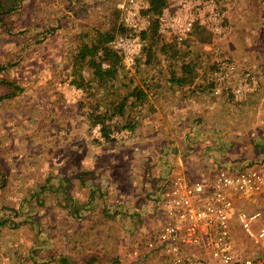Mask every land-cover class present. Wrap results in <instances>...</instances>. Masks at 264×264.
<instances>
[{
  "label": "rangeland",
  "instance_id": "374dc122",
  "mask_svg": "<svg viewBox=\"0 0 264 264\" xmlns=\"http://www.w3.org/2000/svg\"><path fill=\"white\" fill-rule=\"evenodd\" d=\"M125 1L87 0L83 7L71 0H22L11 18L4 15L5 20L0 19V80L13 84L7 86L8 94L16 92L0 100V264H64L63 258L72 264H120L128 251L143 249L144 238L152 228L161 226L163 219L143 215L138 210L142 205L132 200L122 204L119 197V187L130 191L131 181L141 179L138 171L143 157L139 152L143 147L155 150L157 145L160 149L171 145L174 156L185 146L186 160L199 164L203 160L199 152L204 148L232 153L233 144H240L242 154L232 156V161L221 164L218 171L224 165L248 160L252 153L258 155L255 159L264 153V121H255V115L264 113V109L256 106V99L250 101L261 89L264 72L259 63L264 50V38L260 37L264 34V0H214L225 15L226 33L216 39L210 31V44L196 43L191 36L179 43L161 32L159 37L145 38L150 27L141 35L143 50L161 38L153 46L154 61L164 69L160 81L170 75V67H180L182 61L194 63L208 88L202 95L214 104L213 116L205 119L207 109L199 100L191 102L189 119L177 123L185 131L177 139L165 138L156 144L149 137L153 126H148V120L135 132L123 130L115 141L92 137L87 117L81 114L79 105L69 102L59 84L78 87L71 82L74 64L70 56L88 26L117 24L126 32L116 35H134L119 7ZM139 1L142 12L149 16V1ZM178 1L169 0V8H175ZM143 50L131 68L121 60L128 73L140 80L148 67L137 70ZM223 59L233 61L239 75L249 72L258 82V90L246 100L234 99V84L214 81L212 72ZM90 73L85 70L86 76ZM80 89L82 95L73 97L75 100L87 95ZM4 92L0 85V99ZM207 101L204 104L210 107ZM238 133L241 138L233 137ZM216 177L217 173L199 182L214 183ZM157 189L148 192L154 207ZM239 204V209L264 214V193ZM123 210L135 214L129 216ZM232 232L240 256H264V248L255 247L237 222ZM164 262L162 255L146 251L139 264Z\"/></svg>",
  "mask_w": 264,
  "mask_h": 264
},
{
  "label": "built area",
  "instance_id": "2783aa9c",
  "mask_svg": "<svg viewBox=\"0 0 264 264\" xmlns=\"http://www.w3.org/2000/svg\"><path fill=\"white\" fill-rule=\"evenodd\" d=\"M119 7L134 35H116L111 47L131 68L142 53L141 35L149 29L150 18L142 12L139 0H126ZM196 24L207 28L216 39L225 36V15L214 0H179L175 8L163 10L159 21L160 32L172 35L179 43L191 36ZM212 76L219 85L234 84L232 94L238 102L258 90L252 74L239 75L230 60H220ZM59 87L69 102L82 95L75 85L60 83ZM91 132L94 138L104 140L100 125ZM120 132L112 137L124 134ZM242 161L224 165L214 183L189 184L180 175L166 172L153 196L156 214L163 223L146 235L143 249L128 251L120 264H139L146 251L162 255L164 264H264V256L244 257L236 252L235 222L255 247L264 248V214L239 209L241 200L264 193V153L260 159Z\"/></svg>",
  "mask_w": 264,
  "mask_h": 264
},
{
  "label": "trees",
  "instance_id": "16d2710c",
  "mask_svg": "<svg viewBox=\"0 0 264 264\" xmlns=\"http://www.w3.org/2000/svg\"><path fill=\"white\" fill-rule=\"evenodd\" d=\"M71 1L74 4L82 3L83 7L87 3V0ZM148 1L150 6L146 13L150 16L151 25L144 37L146 38L148 35L149 38H155L159 37L160 33V16L164 9L169 8L170 2L169 0ZM21 2L22 0H0V13L2 14L0 19L11 18L17 8L22 5ZM82 32L78 48L70 56L74 64L71 82L87 92L85 99L80 101L79 111L87 117L90 128L101 126L105 141H115V138L112 137L115 131L135 132L140 126L142 119L146 117H142L140 113L150 103L149 94L135 75L128 73L129 71L121 62V57L111 47V41L116 33L126 32L123 26L117 28V24L109 27L94 24ZM191 37L199 44L212 42L211 32L197 24L194 26ZM158 41H161V38ZM157 42L148 43L144 47V58H140L142 61L138 59L137 70L141 66L154 67L156 65L153 46ZM180 69L182 77L177 79L175 77L178 75L173 73L171 75L173 80L186 82L194 78L195 65L193 62L182 61ZM85 70H89L91 73L86 76ZM0 85L5 90L4 98L0 99L1 101L16 94L14 90L10 94L7 93V86H13L11 82L0 80ZM153 111L154 108L148 106L146 113ZM61 261L64 264H72L67 258H63Z\"/></svg>",
  "mask_w": 264,
  "mask_h": 264
},
{
  "label": "crops",
  "instance_id": "0c3cea01",
  "mask_svg": "<svg viewBox=\"0 0 264 264\" xmlns=\"http://www.w3.org/2000/svg\"><path fill=\"white\" fill-rule=\"evenodd\" d=\"M260 37L261 39H263L264 34H262ZM260 57L262 58L260 59L259 63L261 66H263L264 69V50L262 51V55ZM169 72L170 75L165 77V80L162 79L160 81L159 77L164 74V69L162 67H159V65L154 67H147L144 76L142 75L141 80L138 79V81L141 82V85L148 92L150 100L149 105H147L140 114H142V117L146 116L142 120L144 122L145 120H148V126L151 127L152 124L153 127L149 137L150 139L154 140L156 144V141L164 140L165 138L177 139V137H181L184 134V128H182L181 126L178 127L177 123H183L186 122L187 119H189V116L191 114L189 112V108L191 107L189 106H191V102L203 100L202 107L207 109V113L203 114L206 116L205 119H208L211 114L212 116L214 115L212 113V111L214 110L213 102L207 101L208 97L205 98V96L202 95V93L208 91V88L206 87V84L202 82L200 76H198V73L195 70L193 71L195 75L194 78L192 80L189 79V81L186 82H178V80L175 81L173 80V78H171V75L173 73L178 75L175 77L177 79H179V77H182L180 67H170ZM261 74V89L258 94L251 97L250 101L252 102L254 101V99H256V106H260V110H263L264 105H261L264 104V72H261ZM81 100L82 99H76L70 103L78 106L80 104L79 101ZM212 100L217 102L218 99ZM230 100H232V97L230 98ZM206 101L209 103L210 107H208V104H204V102ZM148 106H152L154 108V111L152 113H146ZM199 115H201V113ZM255 121H264V113H258L257 115H255ZM168 123L169 126H166ZM170 125L172 126L170 127ZM238 134L239 135H234L233 137L241 138V133ZM207 135L208 134H205V136ZM263 144L264 142L262 143V145ZM157 146L159 148L157 149L155 146V150L151 146L143 147L139 152L143 157L141 164L142 168L138 171L141 174V179L137 182L135 179L131 181L132 184H130V186H132V188L130 189V191H127L125 187H119V197L123 200L122 204L124 203V201L129 202L130 200H132L130 201L131 203L143 206V208L141 209L138 208V210L141 211L143 215H147L149 217H151L152 215V217L154 216L156 218L160 217L156 214V206L154 207V204L152 205L153 199H149V196H151V194L148 192L156 190L165 172H169L171 175L181 174L192 183L199 182L201 180H207V178L209 179L216 175L221 164L225 162L230 163V161H232V156L237 153L242 154L243 149L240 144L237 145L235 143L231 147L233 149L232 153H220V149L217 150L210 147L204 148L199 152L200 154H202L203 160L199 161L200 163L198 164L196 162L194 163V161L192 160H186L184 156L187 152V148L185 146L183 147L182 151L174 156H172L173 149L171 145H167L162 149H160L161 146ZM250 147L251 146H248L247 148L251 149ZM227 148H229V146H227ZM149 153L151 154L149 155ZM253 154L254 153H252V157L248 160L257 158L258 155L256 154V152L254 155ZM238 158L240 157L238 156ZM119 184L122 185L123 183H116L115 186H118ZM147 193L149 195H146ZM116 210L117 207L114 208V211ZM123 212H126L129 216L135 214V211L127 212L123 210Z\"/></svg>",
  "mask_w": 264,
  "mask_h": 264
}]
</instances>
